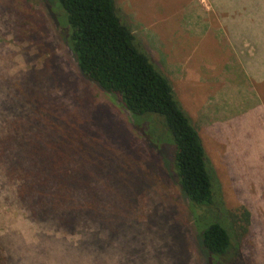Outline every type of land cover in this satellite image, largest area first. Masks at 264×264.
Wrapping results in <instances>:
<instances>
[{"label": "rangeland", "instance_id": "374dc122", "mask_svg": "<svg viewBox=\"0 0 264 264\" xmlns=\"http://www.w3.org/2000/svg\"><path fill=\"white\" fill-rule=\"evenodd\" d=\"M114 5L196 128L216 181L212 216L242 207L249 212L246 233L239 243L231 239V251L219 262L264 264V61L253 82L226 39L232 33L238 44L246 39L263 49L264 0ZM60 14L55 0H0V118H27L41 88L34 125L92 149L96 185L99 192L104 182L116 188L117 202L109 209L117 204L118 213L102 212L105 223L80 250L51 241L28 248L21 243L34 245L43 232L73 245L83 235L30 223L0 189V248L11 247L7 264H208L188 202L165 169L162 146L157 152L116 98L79 73ZM240 18L247 19L242 29L235 26ZM30 70L36 71L32 77Z\"/></svg>", "mask_w": 264, "mask_h": 264}, {"label": "trees", "instance_id": "16d2710c", "mask_svg": "<svg viewBox=\"0 0 264 264\" xmlns=\"http://www.w3.org/2000/svg\"><path fill=\"white\" fill-rule=\"evenodd\" d=\"M55 1L61 10L62 35L77 70L116 98L133 127L156 151L162 146L159 153L165 169L188 202L207 263L221 264L231 251V239L239 243L246 233L249 212L242 207L225 211L220 218L212 216L216 208L214 174L196 128L175 98L169 80L138 47L120 20L114 0ZM2 71L8 77L4 68ZM35 72L30 70L28 76ZM39 79L37 74L38 87L43 82ZM39 89L27 118L21 122L14 116L0 118V189L5 190L4 198L18 204L30 223L43 226L45 231L75 230L83 235L73 245L51 240L43 232L36 244L22 246L33 248L51 241L77 251L92 242L99 224L105 223L100 218L102 212L118 213L117 204L109 209L117 202L116 188L104 182L100 188L104 191L99 192L95 178L99 171L94 163L98 160L88 158L93 156L92 149L70 142L65 134L55 132L54 137L34 125L31 114L42 98ZM198 208L203 211L198 212ZM2 250L0 264H7L11 247Z\"/></svg>", "mask_w": 264, "mask_h": 264}, {"label": "crops", "instance_id": "0c3cea01", "mask_svg": "<svg viewBox=\"0 0 264 264\" xmlns=\"http://www.w3.org/2000/svg\"><path fill=\"white\" fill-rule=\"evenodd\" d=\"M228 22L231 23L230 19L228 20ZM254 22H257V21H254ZM235 26L239 29H242V27H246L247 26V19L240 18L239 24L235 25ZM224 28L225 29L230 28V25L227 23V24H225ZM226 39H228L231 50L234 54V58L239 63V65L241 66V70L243 71V73L245 74V76L248 79H250L254 82L253 71L258 70L257 69V67H259L258 61H260V62L264 61V52H263L264 47L261 50V48H262L261 45H263V44L260 45V49L257 46L253 45V41H251V40L241 39L239 44H238V42L236 40L237 39L236 36H233L232 33H230V34L227 33ZM248 46H250V47H248ZM258 73H259V71H258Z\"/></svg>", "mask_w": 264, "mask_h": 264}]
</instances>
